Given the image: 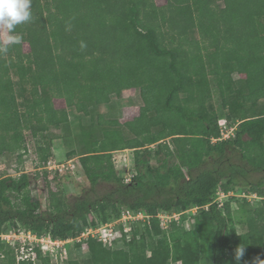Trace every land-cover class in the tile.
<instances>
[{
  "label": "trees",
  "instance_id": "16d2710c",
  "mask_svg": "<svg viewBox=\"0 0 264 264\" xmlns=\"http://www.w3.org/2000/svg\"><path fill=\"white\" fill-rule=\"evenodd\" d=\"M31 13L15 28L29 50L19 40L0 53V156L26 150L28 134L47 142L36 145L45 166L53 139L70 134L75 109L90 186L72 200L60 180L52 188L46 170L49 202L38 209L33 173L0 177V234L23 226L76 238L130 209L150 217L128 232L120 224L112 243L74 240L84 251L60 264H264V0H32ZM213 86L224 118L236 120L228 138L220 139ZM132 87L143 99L132 120L98 111ZM126 148L129 177L112 160ZM102 183L110 188L98 194ZM236 189L246 206L242 230L231 202L216 200L218 190ZM253 194L258 205L247 201ZM159 213L180 216L164 226ZM36 251L35 261H18L0 237V264H52Z\"/></svg>",
  "mask_w": 264,
  "mask_h": 264
},
{
  "label": "rangeland",
  "instance_id": "374dc122",
  "mask_svg": "<svg viewBox=\"0 0 264 264\" xmlns=\"http://www.w3.org/2000/svg\"><path fill=\"white\" fill-rule=\"evenodd\" d=\"M158 3H164L165 0H157ZM8 31L0 27V36L4 42L7 41ZM17 38L24 44L25 50H29V43L26 38L16 34ZM213 91V102L216 110L220 115V119L224 118V113L227 112V108L222 107L221 97L215 86L212 87ZM55 105L57 107H65L66 102L61 97L54 98ZM143 107V99L140 93V89L136 87L125 89L120 97H114L112 103L101 104L98 107L100 113H104L105 118L116 117L120 122L125 123L126 121L132 120L136 117ZM82 113L74 109L71 114V132L64 137H56L53 139L49 147H47L48 163L43 166L41 165V157L38 154L36 145L39 144L46 147L48 144L43 138L32 139L30 135H27L26 150H22L14 153H4L0 156V177L5 175H19L21 171L33 173L34 181L31 185L32 194L34 196V202L38 209H43L48 205L49 202V186L44 178L45 171L47 170V179L51 181L52 188L57 189L56 182L60 180V188L64 192V195L70 199H75L77 196L85 193L89 188L90 183L87 180L84 172L80 166V153L83 151L84 145L81 141L80 134L82 127L79 124ZM236 120H228L230 126L235 128ZM155 124L156 121H153ZM58 131L57 129L55 130ZM59 132V131H58ZM79 136V137H78ZM232 136V135H231ZM154 148L155 145H149ZM133 158L132 149L126 148L116 150L112 152V160L117 166L122 167L125 165L127 170L123 173L125 176H130L129 167ZM262 174H253L252 179L257 180ZM57 177V180H54ZM110 188V184L102 183L98 188V194H101ZM241 189H236L232 192L225 193L222 190H218L216 193V200L220 205L226 201H230L233 207L234 222L238 225V229L242 230L239 224V219L245 218L246 207L244 205L245 200L241 198L243 196ZM240 196V197H239ZM255 195L248 196L247 201L252 200L251 203L258 205L253 199ZM259 199V197L257 198ZM257 201V200H256ZM197 209L192 208L189 210L191 213H195ZM189 227V221L187 223ZM68 256L74 258L79 255L83 249H75L72 243L67 244ZM84 251V250H83ZM52 264H60L53 258Z\"/></svg>",
  "mask_w": 264,
  "mask_h": 264
},
{
  "label": "built area",
  "instance_id": "2783aa9c",
  "mask_svg": "<svg viewBox=\"0 0 264 264\" xmlns=\"http://www.w3.org/2000/svg\"><path fill=\"white\" fill-rule=\"evenodd\" d=\"M221 128V137L228 138L234 133V127L230 126L226 118L219 120ZM214 141L217 139L214 138ZM197 209V207H195ZM158 216L162 219V224L167 226L172 218L178 219L180 213H159ZM150 215L145 212L132 211L130 209L123 210L121 216L116 219L105 223H98L97 225H89L84 228L79 236L76 238L70 237L67 239L53 238L49 234L39 235L31 229H26L23 226L0 234V237L5 242L14 247L18 261L37 259L36 248L40 247L42 251L48 252L53 258L59 261V258H67L68 248L67 244L74 240L80 241L82 238L95 237L103 242L112 243L113 239L119 233V225H123L124 231L128 232L131 229V224L138 220H147Z\"/></svg>",
  "mask_w": 264,
  "mask_h": 264
},
{
  "label": "clouds",
  "instance_id": "9594fccd",
  "mask_svg": "<svg viewBox=\"0 0 264 264\" xmlns=\"http://www.w3.org/2000/svg\"><path fill=\"white\" fill-rule=\"evenodd\" d=\"M31 5L32 0H0V27L9 33L7 41L0 44V53H6L10 45L20 42L15 34V28L31 19ZM243 254V248L237 249L236 259L239 260Z\"/></svg>",
  "mask_w": 264,
  "mask_h": 264
}]
</instances>
